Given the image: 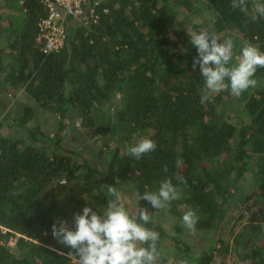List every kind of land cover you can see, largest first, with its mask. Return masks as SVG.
Instances as JSON below:
<instances>
[{
    "label": "trees",
    "instance_id": "16d2710c",
    "mask_svg": "<svg viewBox=\"0 0 264 264\" xmlns=\"http://www.w3.org/2000/svg\"><path fill=\"white\" fill-rule=\"evenodd\" d=\"M3 1L12 10L8 31L0 14V75L7 57L15 64L8 70L13 91L24 88L35 107L13 111L0 98V264H75L51 236L56 218L71 225L84 206L102 208L107 184H128L131 207L136 192L155 191L165 178L179 200L159 211L140 201L156 218L150 226L160 232V247L164 240L195 264H264V68L256 71V87L239 96L222 91L205 99L185 26L231 38L234 55L243 41L264 52V18L252 19L251 0L248 13L231 0H89L84 15L68 19L63 46L48 54L36 40L43 0ZM202 6L211 15L206 25L190 18ZM37 108L57 115L54 134L31 124ZM78 117L82 141L107 131L112 144L104 138L91 152L82 144L64 147L60 132ZM143 138L157 147L137 160L128 149ZM188 208L199 218L196 230L214 236L207 250L191 252L161 225L164 213L180 220ZM229 213L231 233L256 217L231 243L223 239Z\"/></svg>",
    "mask_w": 264,
    "mask_h": 264
},
{
    "label": "clouds",
    "instance_id": "9594fccd",
    "mask_svg": "<svg viewBox=\"0 0 264 264\" xmlns=\"http://www.w3.org/2000/svg\"><path fill=\"white\" fill-rule=\"evenodd\" d=\"M231 7L242 13L249 12V0H231ZM252 19L264 18V0H251ZM190 43L197 50L192 67L199 69L203 78V95L230 91L239 96L257 85L254 78L258 68H264V52L249 41H243L234 59V42L209 33L208 30L191 32ZM154 140L140 139L130 146L128 154L140 159L156 149ZM167 171V166L164 167ZM183 182V177H178ZM107 203L100 209L84 206L73 213L71 225L66 219L56 218L50 233L75 264H171L167 253L160 247L161 235L153 225L155 217L140 201H146L154 210H164L180 193L171 179L159 182L155 191L136 192L135 203L129 207L122 189L107 184ZM198 216L194 209L183 211L180 223L189 232L196 231ZM179 264H184L180 261Z\"/></svg>",
    "mask_w": 264,
    "mask_h": 264
},
{
    "label": "rangeland",
    "instance_id": "374dc122",
    "mask_svg": "<svg viewBox=\"0 0 264 264\" xmlns=\"http://www.w3.org/2000/svg\"><path fill=\"white\" fill-rule=\"evenodd\" d=\"M3 3H4V1L0 0V4H3ZM180 9L185 10L184 7L181 5H180ZM11 10L12 9L7 7L6 5L0 6V14L3 17L2 21L4 23H5V19H6L7 14ZM189 14H191V13H189ZM85 18H86V16H85ZM190 18H192V20H193L192 22L199 23L202 25H206L208 23L207 20H210L211 15L207 11V9L204 6H202L201 10L195 9V13L191 14ZM177 21H182L180 13L177 16ZM5 26H8V25L6 24ZM185 26H186L187 30L194 32V28L192 26H189V24L187 22H186ZM8 30H10V26H8V29H6V31H8ZM172 33H174V30L172 31ZM1 45H3V43L0 40V46ZM239 49L234 56H237L239 54ZM4 65H5L4 69L0 75V98L3 100L4 103H6L7 109L9 108L13 111L16 109L17 111H20L21 108L25 104H29V105L35 107V105L31 104V101L28 98L26 92L24 91V88H21L17 91H13V89H12V86L10 83V78L8 77V72H9L8 70L10 69V67H13L15 64L12 62L10 63L8 61L7 57H5ZM234 96L236 97V95H234ZM231 101L232 102L230 104L232 106L230 109V114L233 116L234 115L233 110L236 107L235 104H238V101L234 100V98ZM119 107H120V104H117L115 108L118 109ZM57 120H58L57 115H53L47 111H44V110H41L40 108H37V109H35V116L31 120V124L40 126V128L47 135H52L56 131ZM82 130L83 129L80 126V118L79 117L76 120H74L73 122L68 121L67 126L64 127L63 130L60 132V135L64 138V141H63L64 147H66L67 144H70L74 148H78V147H81V146H79V144H82L85 146L87 151L89 150L91 152L93 150L96 151V150H99L102 148V145H103L102 143H103L104 138H106V140H107V142H109V144H112V137L110 136L109 132H107V131L98 132V133L94 134L93 136L88 137L85 141H82V139H83ZM87 154H89V152H84L85 156ZM122 191L124 193L125 198H127L128 200L133 198V190L128 184H124L122 186ZM132 204H134V201L132 202ZM227 207H228V204H227L226 208ZM232 216H233V214L229 213V215L225 218V222H226V226H227L226 227L227 236L224 237L223 239L225 242H228V243L232 242V238L235 235L234 233L235 232L238 233L239 229L242 227V225L244 223H246V222L254 223L256 220V217L253 218V217L247 216L246 220H243L239 224H236L235 226L232 227L233 233H231V232H228V230H229L230 224L232 222L231 220H233ZM160 221H161V225L166 229V231L169 234H172V235L178 237L183 242H185V244H187L189 246L191 252H198V251L201 252L203 250H207V248L209 247L210 239L214 238L213 235L206 233V232H203V231H197L196 230L195 232H189L185 228L182 229V231L181 230L178 231L176 226L180 222L179 218L175 215L168 213V212L164 213V215H162V218ZM16 238L17 237L9 238L7 244L10 246H13L16 242ZM161 250L168 254L171 264H179L180 261H183L184 264H195V261H190L189 259H180V257L178 256L179 251L176 249V247H174V245H171V244L165 242L164 240L162 242ZM211 264H219V259H215L214 262ZM227 264H230L229 260H228Z\"/></svg>",
    "mask_w": 264,
    "mask_h": 264
},
{
    "label": "built area",
    "instance_id": "2783aa9c",
    "mask_svg": "<svg viewBox=\"0 0 264 264\" xmlns=\"http://www.w3.org/2000/svg\"><path fill=\"white\" fill-rule=\"evenodd\" d=\"M89 0H43L46 14L38 23L36 40L43 53L59 50L66 39V23L69 18L84 15ZM100 0H96L97 3ZM92 12V10H90ZM92 15V14H91ZM2 232L6 229L0 226ZM20 234H16L18 237Z\"/></svg>",
    "mask_w": 264,
    "mask_h": 264
}]
</instances>
